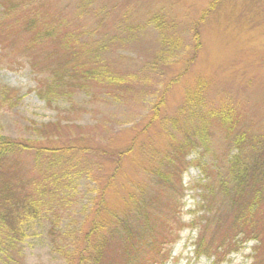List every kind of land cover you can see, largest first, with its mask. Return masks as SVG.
Here are the masks:
<instances>
[{"label": "rangeland", "instance_id": "obj_1", "mask_svg": "<svg viewBox=\"0 0 264 264\" xmlns=\"http://www.w3.org/2000/svg\"><path fill=\"white\" fill-rule=\"evenodd\" d=\"M23 1L15 11L18 18L46 16L59 23L61 32L80 36L89 49L104 45L106 49L93 51L87 63L105 67L126 83L104 85L90 80L84 88H62L68 92L71 87L70 95L48 94L47 100L54 75L64 74L63 67L54 66L67 54L59 46L55 52L38 45L23 50L28 37L24 29L0 36V90H12L0 106V136L38 142L44 135L55 145L77 141L102 148L112 160L118 154L114 186L102 195L106 213L126 218L134 228L138 202L156 197L151 214L164 220L170 238L161 246L164 259L157 264H251L256 242L241 241V236L228 253L222 249L217 254L194 252L207 217V223L213 222L209 233L218 224L216 218L220 217L221 226L215 233L230 226L231 208L222 205L217 174L236 149L215 123L210 125L207 142L195 140L184 153L176 146L184 141L188 109L198 103L204 112L229 105L237 131L264 138V0ZM153 19L162 23L161 28ZM195 22L198 46L192 38ZM162 40L173 41L170 50H175L164 51ZM196 90L200 98H190ZM41 124L40 131L28 128ZM111 159L99 160L103 175L112 171L114 175ZM24 161L20 176L26 179L32 174V161L30 157ZM157 170L167 175L174 189L160 182ZM77 184L72 199L24 224V264H67L63 251L55 247L66 243L51 229L58 233L76 227L90 202L98 198L87 190L92 186L86 181ZM209 207L215 215L207 212ZM121 246L119 240H112L105 257L120 264Z\"/></svg>", "mask_w": 264, "mask_h": 264}, {"label": "trees", "instance_id": "obj_2", "mask_svg": "<svg viewBox=\"0 0 264 264\" xmlns=\"http://www.w3.org/2000/svg\"><path fill=\"white\" fill-rule=\"evenodd\" d=\"M23 4V0H0L3 15L0 18V36H8L17 29H24L28 37L27 45L23 44V50L38 45L42 49H50L49 52H55L59 46L67 54L63 62L53 65L63 67L64 74L54 75L51 86L46 90L47 100H50L48 94L70 95L71 87L84 88V83L90 80L104 85L126 83L120 77L110 75L105 67L96 63L90 67L87 63L86 58L91 59L89 56L93 51L97 54L100 49H106L104 45L91 50L86 47V43L79 41L80 36L69 31L61 32L59 23L46 16L42 19L31 14L18 18L15 11ZM153 21L157 23V28H161L162 23L154 19ZM196 24L195 22L192 25V38L198 46ZM162 44H165L164 51L175 50H170L175 45L173 41L162 40ZM82 55H85L84 59H81ZM47 56L50 57V54ZM190 61L191 59L188 63ZM71 79L81 82L75 85L70 82ZM66 86H71L68 92L62 89ZM197 92L199 90L189 97L200 98ZM10 93L12 90L8 88L0 90V106L9 99ZM187 114L190 115L187 116L189 124L186 123L184 141L176 146L179 152L184 153V148L191 147L195 140L207 142L211 123H215L236 149L235 154L227 160L224 171L217 174L221 196L224 198L222 205H229L231 208L230 226L224 232L219 230L218 234L215 233L218 224L221 226L219 217L216 218L219 221L214 220L218 224L209 233L213 222L207 223V217L195 243L194 252L217 254L222 249L228 253L235 250L232 248L235 246L233 243L237 236H241V241L251 239L256 242L251 264H264V138H253L245 131H237L235 112L229 105L204 112L203 106L198 103L190 106ZM42 125L28 128L40 131ZM42 136L37 137L38 142L14 141L0 136V264H24L21 247L25 237L24 224L39 218L45 210L54 209L61 201L72 199L78 192L77 183L81 179L92 186L87 190L96 193L95 197L98 198L90 202L88 210H84L76 227L60 229L58 233V230L51 229L53 236L61 235V240L66 243V249L61 244L55 247L58 251H63L62 255L67 264H116L115 260L105 257L109 244L114 239L119 240L122 245L123 260L121 259L120 264H157L163 260L161 246L170 241V238H167V232L163 228L164 220L159 215L151 214L154 206L152 203L156 197L142 204L141 201L138 202L134 228L126 218L117 219L111 212V216L106 213L107 202L102 195L114 186L119 155L116 154V159L112 160L102 148L78 145L77 141L55 145L49 137ZM28 157L32 161V174L29 170L30 176L23 179L20 172L26 166L24 160ZM106 157L112 161L114 175L113 171L109 175H103L100 171L99 160ZM95 166L98 168H94ZM155 173L168 190L175 188L166 174L159 170ZM207 212L211 216L216 214V210L211 207L207 208ZM53 243L57 244L55 238ZM74 257L77 258L76 262Z\"/></svg>", "mask_w": 264, "mask_h": 264}]
</instances>
